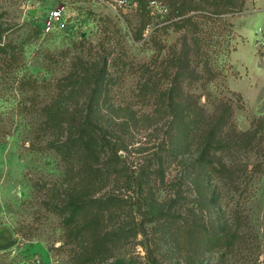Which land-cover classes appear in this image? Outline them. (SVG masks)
I'll use <instances>...</instances> for the list:
<instances>
[{
    "label": "rangeland",
    "instance_id": "374dc122",
    "mask_svg": "<svg viewBox=\"0 0 264 264\" xmlns=\"http://www.w3.org/2000/svg\"><path fill=\"white\" fill-rule=\"evenodd\" d=\"M176 1L144 0L119 19L89 0H0V229L19 241L0 264H264V0L226 16L196 1L183 26ZM57 9L73 20L46 35ZM186 38L201 67L194 82L181 73L185 95L230 116L215 156L223 176L200 170L194 150H174L161 113ZM99 75L93 122L109 147L97 163L82 148L65 161L55 146L69 138L67 114L92 107L93 87L70 85ZM74 196L95 203L80 238L54 211ZM223 225L241 239L212 252Z\"/></svg>",
    "mask_w": 264,
    "mask_h": 264
},
{
    "label": "trees",
    "instance_id": "16d2710c",
    "mask_svg": "<svg viewBox=\"0 0 264 264\" xmlns=\"http://www.w3.org/2000/svg\"><path fill=\"white\" fill-rule=\"evenodd\" d=\"M137 1L140 8V2L144 0ZM196 1L202 2L208 8L213 9L212 14L215 16L242 14L246 5L245 0H177L174 6V13H177V16L172 21L180 20L174 23L175 25L183 26L189 22V20H184L182 17L190 11V7ZM7 31L8 29L0 28V38ZM187 40L186 38V48L175 61L180 74L171 82V87L159 95L162 103L161 113L164 117L169 116L172 119L168 129L174 150H185L186 152L194 150L197 155L195 164L199 166L200 170H204L213 176H223L225 170L217 166L215 156L227 148L224 142L221 141L220 134L226 128L228 122L231 121L230 116L226 117L225 111L219 109L218 113L210 116L200 106L198 99L189 98L185 95L183 87L185 78L184 76L181 77V73L186 74L185 77L194 82L200 78L196 70L201 67L199 62L200 51H192V47L187 46ZM105 65H107V62ZM191 67H194L193 70H191ZM105 79L104 75L76 79L72 81L70 90L79 93L85 89L86 92H89V89L93 87L91 89L92 94L87 95L89 102H91L90 106H92L98 100H101L102 95L99 88L104 86ZM51 116V120H55ZM96 116L97 113L93 106L88 107L86 113L85 111H77L67 114L65 124L67 125L69 138L65 143L55 146L57 153L65 161H73L82 148V151L84 149L88 151V155H92V161L97 163L106 147H109V143L104 136L106 128L99 126L100 122H93V118ZM216 199L217 197L214 195L212 200L215 201ZM90 205H95V203H85L81 197L74 196L64 205L54 207L55 213L61 218L63 225L71 229L74 238L82 237L92 225L89 223L81 229L75 228L79 225L81 218ZM240 239L238 228L235 230L232 226L223 225L220 235H215L207 240V247L212 252L217 249L231 251Z\"/></svg>",
    "mask_w": 264,
    "mask_h": 264
},
{
    "label": "built area",
    "instance_id": "2783aa9c",
    "mask_svg": "<svg viewBox=\"0 0 264 264\" xmlns=\"http://www.w3.org/2000/svg\"><path fill=\"white\" fill-rule=\"evenodd\" d=\"M95 6L111 13L113 16L123 19L132 13L139 11V3L136 0H89ZM154 5H159L156 1ZM68 17L64 15L62 9L52 11L46 18L43 26V31L46 35L54 32L65 30L68 26L66 23Z\"/></svg>",
    "mask_w": 264,
    "mask_h": 264
},
{
    "label": "water",
    "instance_id": "95a60500",
    "mask_svg": "<svg viewBox=\"0 0 264 264\" xmlns=\"http://www.w3.org/2000/svg\"><path fill=\"white\" fill-rule=\"evenodd\" d=\"M73 18L67 19L66 23L70 24ZM262 112V110H261ZM18 238L15 237L9 228L0 229V252H5L15 248L18 245Z\"/></svg>",
    "mask_w": 264,
    "mask_h": 264
}]
</instances>
